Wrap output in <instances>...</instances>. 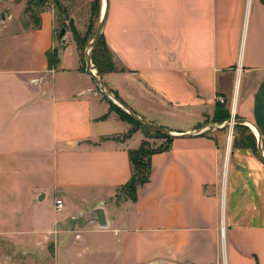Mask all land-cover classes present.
<instances>
[{
	"label": "crops",
	"instance_id": "0c3cea01",
	"mask_svg": "<svg viewBox=\"0 0 264 264\" xmlns=\"http://www.w3.org/2000/svg\"><path fill=\"white\" fill-rule=\"evenodd\" d=\"M107 2L116 71L99 78L174 135L206 130L172 139L136 199L116 201L145 134L113 139L131 125L115 112L100 120L109 105L68 31L55 37L53 5L32 29L24 0H0V242L11 264H264V162L207 127L219 126L222 98L264 143V0ZM98 208L104 227L88 217Z\"/></svg>",
	"mask_w": 264,
	"mask_h": 264
},
{
	"label": "trees",
	"instance_id": "16d2710c",
	"mask_svg": "<svg viewBox=\"0 0 264 264\" xmlns=\"http://www.w3.org/2000/svg\"><path fill=\"white\" fill-rule=\"evenodd\" d=\"M16 1H20V0H16ZM24 1H25L24 14L28 15L29 20L31 21L32 29H38L40 27V14L50 5H53L57 10V12L59 13L58 18H60V15H62L65 12L59 3V0H24ZM61 27H63V25ZM72 37L74 42L76 43L80 60L84 61V55L82 57L81 43L78 38V34L73 30H72ZM46 56L48 61V68L51 69L55 67L57 64V51L56 50H53L52 52L49 51L46 54ZM91 63L98 77L116 71L112 54L104 42L103 35L101 36L96 48L91 54ZM111 92L113 93L116 99H118L122 104L125 105V103L118 97L117 93H115L113 90H111ZM103 100H105L108 103L109 111L108 113L103 115L100 118V120H105L110 112H115L122 121H125L131 125V128L125 134H123L120 137H114L113 139L124 141L130 138L132 134L140 127L146 128L137 121H135L133 118H131L119 106L115 105L111 100H109L105 96H103ZM229 119H230L229 112L226 109H224L223 104L217 103L215 107L213 122L220 126ZM234 119L239 120L237 117H234ZM234 129H236V131L235 134L233 135L234 137L233 146L240 148H249L261 159L257 151V141L254 134L248 132L245 129L244 125L235 124ZM154 133L157 136H159L160 139L164 140V145L162 147L157 149H152L148 146L147 141H142L137 149L128 151L129 161L131 164V175L129 181L121 190L125 192L126 199H129L130 201H134L136 199L137 187L149 182L151 157L154 154L168 151L170 143L172 142V138H167L156 132ZM261 145H262V150L264 152V143L261 142Z\"/></svg>",
	"mask_w": 264,
	"mask_h": 264
},
{
	"label": "rangeland",
	"instance_id": "374dc122",
	"mask_svg": "<svg viewBox=\"0 0 264 264\" xmlns=\"http://www.w3.org/2000/svg\"><path fill=\"white\" fill-rule=\"evenodd\" d=\"M66 1L67 2L65 4H61V7L65 12L62 15H60V18H58V25H57L55 37L57 38L60 29L64 28L65 34L66 31H68V37L72 41L73 39L72 30L75 31L78 34V38L81 43V52L83 57L85 46L91 41V39L95 35L97 25L102 16V7H105V1L104 0H66ZM53 8L58 16L59 13L57 12L54 6ZM1 13H0V17H1ZM62 25L63 27H61ZM56 47H61V44L58 42ZM82 66L84 69L83 60H82ZM94 73L96 74L95 69H94ZM100 78H103V76H101ZM97 93L103 99V95L98 90ZM234 126L235 124L232 125L231 133L229 127L223 129L224 135L227 139L233 137V135L235 134L236 129H234ZM160 127L164 128L163 126ZM139 129H142L143 133L145 134L146 139H144L143 141H147V144L150 148L157 149L164 145L163 139H160L159 136H157L153 131L142 127H140ZM245 129L248 132L252 133V130L248 125L245 126ZM252 134H254V132ZM121 198H126V194L123 190L119 191L115 197L116 201ZM11 251H13V249L10 243L0 242V253L2 254L3 257L2 259L4 264H11V256H12Z\"/></svg>",
	"mask_w": 264,
	"mask_h": 264
},
{
	"label": "water",
	"instance_id": "95a60500",
	"mask_svg": "<svg viewBox=\"0 0 264 264\" xmlns=\"http://www.w3.org/2000/svg\"><path fill=\"white\" fill-rule=\"evenodd\" d=\"M105 1V7H104V11L102 13L101 19L97 25L96 31H95V35L93 36V38L91 39V41L85 46L84 48V71L85 73L90 77V79L93 81V83L95 84V86L97 87L98 91L105 96L106 98H108L109 100H111L114 104H116L117 106H119L124 112H126L131 118H133L135 121H137L138 123H140L142 126L150 129L153 132L159 133L167 138H176L178 136L181 137H189L191 135H198L201 134L204 130H206V127L202 128V129H198L196 131H193L192 133H186L183 135H174L172 134L170 131H168L165 128H162L160 126H157L155 124H152L146 120H144L143 118H141L140 116H138L136 113H134L131 109H129L127 106H125L124 104H122L118 99H116L113 95V93L111 92V90L107 87V85L103 82L102 79H100L95 73H94V67L91 63V54L94 51V49L96 48L101 36H102V31H103V27L107 18V7H108V2L107 0ZM1 19H4V15L1 14ZM65 35V29L61 28L58 34V40L59 41H63V36ZM230 124H238V125H245L247 126V122L244 120H235L230 118L228 121H225L222 125L220 126H216V125H209L207 126L208 128H212V129H216V130H220V129H225L227 127L230 126ZM256 130V129H255ZM257 132V130H256ZM257 151L259 156L261 157L262 161L264 162V152L262 150V145H261V140L260 137L258 135L257 132ZM93 215V216H91ZM91 216V222L96 223L99 227H104L106 225L105 223V218H104V214H103V210L101 208L98 209H94L92 211L89 212L88 217Z\"/></svg>",
	"mask_w": 264,
	"mask_h": 264
},
{
	"label": "built area",
	"instance_id": "2783aa9c",
	"mask_svg": "<svg viewBox=\"0 0 264 264\" xmlns=\"http://www.w3.org/2000/svg\"><path fill=\"white\" fill-rule=\"evenodd\" d=\"M220 104H222L224 101L222 100V98H217L216 99ZM232 119H234L232 117ZM233 125V124H232ZM231 133V132H230ZM62 208V201L61 200H55L54 202V209L55 211H59Z\"/></svg>",
	"mask_w": 264,
	"mask_h": 264
},
{
	"label": "bare ground",
	"instance_id": "6f19581e",
	"mask_svg": "<svg viewBox=\"0 0 264 264\" xmlns=\"http://www.w3.org/2000/svg\"><path fill=\"white\" fill-rule=\"evenodd\" d=\"M103 11H104V7H102V13H103ZM247 125L250 127V129H253V131L257 134L255 128L252 125H249V124H247ZM229 130H230V132L232 131V124H230Z\"/></svg>",
	"mask_w": 264,
	"mask_h": 264
}]
</instances>
